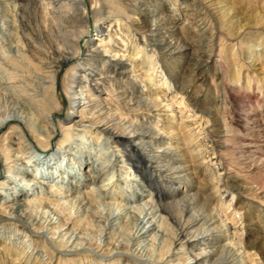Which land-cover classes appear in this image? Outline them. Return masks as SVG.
<instances>
[{"label":"bare ground","instance_id":"bare-ground-1","mask_svg":"<svg viewBox=\"0 0 264 264\" xmlns=\"http://www.w3.org/2000/svg\"><path fill=\"white\" fill-rule=\"evenodd\" d=\"M1 1L13 7L10 16L20 57L30 68L46 73L34 86L31 72L21 64L27 73L23 76L32 81L16 74L8 78L10 85L21 78L32 92L37 84L41 91L31 96L43 99H36L33 110L27 106L31 113L26 116L13 112L0 118L3 264H52L33 248L38 243L43 248L53 245L62 256L71 257L60 260L74 264L76 257L79 264H89L92 256L114 261L134 256L142 263V250L158 239L167 242V250L155 264H264V241L251 235L258 214H249L243 206L221 215L212 206L225 195H240L249 205L253 201L242 193L253 188L234 180L228 184L226 166L232 161L227 144L215 141L221 130L209 126L210 119L218 122L219 102L199 106L202 91L195 89L206 80L215 44L196 47L192 38L209 32L206 13L226 18L229 11L214 0H193L201 9L194 7L189 15L187 10L161 15V0H131L128 10V0ZM184 16L189 22L180 27ZM7 84L3 78L0 87L8 89ZM11 88L20 99L18 86ZM81 133L107 140L111 150L95 171H88L93 156L86 146L91 143ZM63 135V141L55 140ZM51 140L61 142L59 147L50 149ZM115 169L126 173L117 179L123 186L121 198L133 203L123 207L125 224L110 204L106 215H92L94 194L80 188L87 180L91 188L101 182L97 198L109 199L106 170L113 171L111 178ZM202 171L199 181L196 176ZM166 181L171 184L164 185ZM259 212L264 216V208ZM92 219L102 224L95 247L84 234ZM120 228H128L127 243L120 240ZM135 244L141 250L132 249Z\"/></svg>","mask_w":264,"mask_h":264},{"label":"rangeland","instance_id":"rangeland-1","mask_svg":"<svg viewBox=\"0 0 264 264\" xmlns=\"http://www.w3.org/2000/svg\"><path fill=\"white\" fill-rule=\"evenodd\" d=\"M130 1L131 0L127 1L126 4L127 10L130 6L133 5V2ZM162 1L165 3V5L163 8H160V11H162L161 13H163L161 15H169L171 13H175L176 11L180 13L181 11L184 10H187L186 13H188L189 11L193 10L194 7H198V9H201V5L198 3V1L161 0V3H163ZM214 1L217 3L219 2L222 8L225 9V12L229 11L230 15H228L226 18H219L218 15L211 16L209 15V13H206L205 17L207 16L206 20L207 23H209L207 24V27L210 29L209 32L203 35L202 37L192 38L193 41L192 44H195L196 47L201 46V43L202 46L204 44H208V46L215 44L214 56L212 58L214 60L213 62H211L210 68L204 71L206 80L203 83H198V87L196 86L195 89H199V91L200 90L202 91L203 101L201 100V102H199V106L205 107L210 105L211 103L215 104L219 102L218 106L220 107L218 108V112H219L218 122H214L213 119H210L211 124L209 126L212 131L214 128L221 130L219 136L215 138L216 139L215 141L222 142L219 144H223V142L224 143L226 142L227 144L226 155H230L227 156V158L230 157L229 160L232 161V163H229L226 160L228 163L226 166L227 168L226 171H228L229 175L231 174L229 176L230 179H228L227 182L228 184H232L233 183L232 180H234L236 181V183H241L242 185H246L248 187L253 188V191L250 190L247 191L246 193H242L243 197L251 199L253 202L249 205H246L245 203L247 201L244 198H242V196L240 195L239 198L236 195L233 196V198H230L231 195H225L222 202H220V200L217 198L218 202H215L212 206L215 209L221 210L222 212L221 215H225L226 213L229 214L230 212L232 213L233 208H239L243 206L247 210L248 209L250 210L248 211L249 214H253V215L258 214L259 216L258 227L255 228L256 232H252L253 234L251 235L253 236L256 235L255 237L258 236L259 238L262 239V241H264V216H262L261 213L259 212L260 209L262 210V208H264V198L261 199V197H264L263 196L264 193H262L264 192L263 191L264 190V0H214ZM90 3L92 4L93 0H90ZM8 6L5 2L0 0V80L3 81L4 78L5 82L9 81V84H7V87H9L8 89L4 90L2 86L0 87V118L13 112H19L24 116H26L29 113H31L30 110L36 108L35 104H37V100L43 99V97L34 98L31 96L34 93V91H41V89L38 87L37 84L36 87H34L33 92L29 88L25 87L26 85L23 84V82H21L20 80L21 78L19 79L18 77L16 78V81L14 83L15 85L14 84L10 85V82L12 81L8 78H11L12 74L21 75V76L25 74L27 76L26 72H22V70L25 71L26 69L25 70L21 69L19 65L23 64L27 66L26 68H28L29 71L31 72L30 76L32 77V79L34 78V82L30 84L32 85L34 84V86L35 83L38 81L37 80L38 76L46 75V73L44 72L42 73L41 71L30 68V66L28 64H25L23 59L20 57L21 54L19 51L21 49L19 48L21 46H19L20 44L19 38L16 34V30H14L13 18L12 16H10L11 14L12 15L14 14L12 9L13 7L12 6L8 7ZM186 20L187 19L185 16L181 18V20L179 21L180 27L187 26L189 21ZM213 36L214 37L217 36L215 42L212 40ZM16 37L18 39H16ZM170 41L173 43L175 42V40H170ZM18 54L19 56H17ZM192 55L190 56L192 57ZM10 57L12 61H17V62L13 63L10 60ZM14 69L16 71H14ZM32 79L29 80L26 79L25 77L22 78V80H25L26 82H31ZM11 86L12 87L18 86L17 89L19 90L18 92L20 93L21 96L20 99L18 98L19 95L17 96V94L15 95L14 93L15 95L14 96L13 93L9 92V91H14L11 88ZM24 88L26 91L27 90L28 91L26 92ZM15 97L17 98L15 99ZM51 98L52 96L49 97V99ZM23 103H25L26 105ZM27 106L31 107V109L26 108ZM188 111L189 110H186L187 115L189 116V114L191 115L192 112L190 111L188 112ZM253 117L255 119H258V121L257 120L253 121L252 120ZM215 124L218 125V127H216ZM74 134H78V132L75 131ZM81 134H83L85 136V139L91 143V146L90 145L86 146L87 149L90 150L93 156L88 171L89 170L95 171L98 162L107 160L108 155L111 154V150H107L108 149L107 147H109L108 142L107 140L105 141L103 139L100 140L93 139L91 135L88 136L85 135L84 133ZM63 139H64V135L55 138V140L57 141H63ZM53 141L51 140L50 149L59 147L61 143L58 142V144L56 145L55 143H53ZM71 141L73 142V140ZM36 152L41 153L40 150L39 151L36 150ZM99 156L101 157L100 160H99ZM114 158H116V156L112 154L111 161H113ZM106 171L110 174L107 175V179L110 180L104 182L105 184H108L105 187L107 188L109 194L111 195L109 199H99V197L97 198L98 186L101 185V182L97 185L92 186L93 188L92 189L91 188L92 184H90L91 180H87L86 184L80 188L81 190L84 189L93 192L94 194L93 203L95 202L96 207L94 206L95 205L94 204L93 205L94 208L91 209L90 211L91 214L94 215L96 218L107 214V211H109L108 204H110V208L113 211L115 210L117 214L119 213L118 215L121 214V218H122V216L126 214V212L123 210V207L125 208L126 204L128 206L131 205L133 206V203L125 202L124 197L121 198L119 194L123 186H120L118 184L117 179H119V176L121 174L122 177H126V173L124 174L121 173L123 171L122 169L121 170L115 169L114 176L109 178L111 176V173H113V171L112 172H110L109 170ZM203 173L204 172L202 171L201 173H199L198 176H196V178L199 177V181H201L202 177L205 175ZM131 182L133 181L131 180ZM163 184L170 185L171 183H169V181H166V183L164 182ZM215 184L213 186V189L214 187H216ZM173 186L176 187L177 185H173ZM95 211L99 212L100 215ZM242 212H240L241 215H243ZM238 216L240 215H236V218ZM126 217L127 216H124L122 218L125 221L124 224L128 221V220L126 221L127 219ZM254 217L256 216H252L251 220ZM98 219L89 220L85 224V226L87 225L85 227L87 231L85 230L84 234L87 236L86 238H88V241L90 242L91 245H93V247L97 246V244L95 243H97V241H100L99 238H101L102 235L101 234L102 224L99 221H97ZM122 219L115 220L114 222L115 223H117L118 221L121 222ZM239 219L240 217H238L236 220L238 221ZM237 221H235L234 223H236ZM228 222L231 223L232 221H228ZM119 225L120 224H118V226ZM127 229L128 228L119 229V233H121L120 240L122 243L128 242L129 238L127 236H129L130 233ZM124 231L126 232L127 235L124 233ZM248 232L249 231H246L244 234L246 238ZM124 235L126 236L127 239L123 237ZM31 238L33 237L31 236ZM124 238L126 241L124 240ZM250 238L251 237H249V239ZM160 242H162L163 244H160ZM165 243L167 244V242ZM165 243L162 239L161 240L158 239L154 243L148 244L147 245L148 247H146L147 249H145L146 251L144 249L142 250L144 255V257H142L141 259L142 263L138 262L139 261L137 259L138 257H134V256L130 257L133 260H131L130 258H121V259H116L115 261L111 259L106 260L105 257L103 259L102 258L100 259V257H95L94 259V256H92V257H88L89 264H153V263L155 264L156 262H158L159 257L162 255L161 253H163L164 250L165 251L167 250L166 245H164ZM38 244L33 246V248H35L36 251H38V253H40L44 257H47L50 260H52V264H74L71 263V261L60 260L64 256H62L53 245L46 243L48 247L46 246V248H43L40 244H39L40 246ZM59 245L60 247H63L62 244ZM159 245L161 246L159 247ZM137 248H138L137 244H135L132 247V249H137ZM140 248L141 247L138 248V251L141 250ZM103 249L105 251V248ZM263 249L264 248H262V252H264ZM106 252L108 251L106 250ZM92 253L94 254L96 253V251L93 250ZM99 253L101 254L102 252ZM11 256L14 257L13 255ZM68 258L71 257L70 256H68L67 258L64 257V259H68ZM78 259L79 257L73 259L76 260L75 264H79ZM0 260L1 263L3 264L1 258ZM15 261L16 260H14L13 262Z\"/></svg>","mask_w":264,"mask_h":264}]
</instances>
